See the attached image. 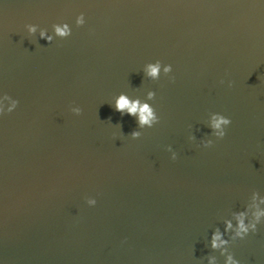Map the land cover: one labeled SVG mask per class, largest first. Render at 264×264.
Returning <instances> with one entry per match:
<instances>
[{
    "label": "water",
    "instance_id": "1",
    "mask_svg": "<svg viewBox=\"0 0 264 264\" xmlns=\"http://www.w3.org/2000/svg\"><path fill=\"white\" fill-rule=\"evenodd\" d=\"M60 21L51 43L24 28ZM156 60L172 71L144 77ZM148 90L151 128L110 106ZM0 92L18 101L0 116V264H224L210 233L264 197L261 0H0ZM227 247L264 264V222Z\"/></svg>",
    "mask_w": 264,
    "mask_h": 264
},
{
    "label": "clouds",
    "instance_id": "2",
    "mask_svg": "<svg viewBox=\"0 0 264 264\" xmlns=\"http://www.w3.org/2000/svg\"><path fill=\"white\" fill-rule=\"evenodd\" d=\"M264 3V0H261ZM74 23L76 26H81L85 23L84 13L81 12L75 16ZM28 36H36L39 39H43L46 42L51 43L55 37L65 38L71 35L72 29L67 22L60 21L52 23L51 32L46 28L40 27L37 24L28 23L24 25ZM172 71L170 64H161L159 60L154 62H148L143 65L142 72L144 77L156 80L160 74L167 75ZM223 83V81H221ZM231 86V82H229ZM155 93L151 90L146 92L145 99L139 97H130L124 92H120L112 98L110 104L116 112L121 115H128L135 118L137 128L143 129L145 127L151 128L158 122L154 108L149 103L153 100ZM18 101L7 93L0 92V116L6 113H11L17 107ZM70 111L76 115H79L81 109L79 106H72ZM231 123L230 119L218 112H210L207 116V127L211 130V136L220 139L226 134V128ZM130 137L135 139L141 135V132L137 129L132 130L129 133ZM196 137L194 135L189 136V140H193ZM213 143L210 138H201L200 144L204 147H208ZM170 153V159L175 160L177 154L172 150L171 146L167 148ZM88 206H94L96 200L93 197H86L85 200ZM264 197L258 196L253 193L252 203L246 205L244 209L240 211H234L231 217L224 220V232L222 233L218 228L213 230L209 235L208 244L213 250H219L220 254L224 256V264H239V261L234 258L232 253L228 250V244L230 240L237 238L243 239L249 234V232H256L257 225L264 222ZM227 234V238L226 237ZM209 264H214V258L209 257Z\"/></svg>",
    "mask_w": 264,
    "mask_h": 264
}]
</instances>
